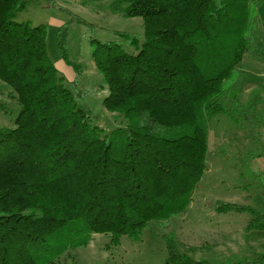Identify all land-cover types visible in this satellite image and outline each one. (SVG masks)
<instances>
[{
	"label": "trees",
	"instance_id": "1",
	"mask_svg": "<svg viewBox=\"0 0 264 264\" xmlns=\"http://www.w3.org/2000/svg\"><path fill=\"white\" fill-rule=\"evenodd\" d=\"M258 1L110 0L111 13L141 17L143 33L117 34L133 52L120 41L90 48L102 104L119 121L108 134L52 64L46 26L14 20L39 0H0V92L8 88L16 106L11 125L0 124V264H58L93 233L117 245L185 211L206 169L208 119L239 110L234 84ZM260 92L252 101L264 100ZM216 210L249 212L248 228L264 222L247 204L218 201ZM166 247L164 264H212L181 253L174 238ZM230 264H264V253Z\"/></svg>",
	"mask_w": 264,
	"mask_h": 264
},
{
	"label": "rangeland",
	"instance_id": "2",
	"mask_svg": "<svg viewBox=\"0 0 264 264\" xmlns=\"http://www.w3.org/2000/svg\"><path fill=\"white\" fill-rule=\"evenodd\" d=\"M109 1L39 0V3H29L14 18L17 22L46 26L47 53L52 64L73 92L78 107L108 134L118 127L119 121L113 118L114 112L106 110L102 104L107 91L99 84L100 76L94 66L90 48L96 41H120L127 51L133 52V48L127 46L117 34L125 32L142 36L143 33L141 17L126 18L111 13L107 8ZM257 4H249L248 7L247 36L250 48L244 55L242 70L234 84V91L239 88L237 96L242 101L253 100L252 93L246 90L252 84L261 89L264 99V76L257 75L264 71V11L257 14L254 10ZM76 17L85 19L92 26L80 24ZM260 17L263 18V29L258 27L261 24ZM59 41L64 45L70 62L80 65L79 74L66 63L58 47ZM0 105L9 111H0V124L11 125L16 106L6 87L0 92ZM228 110L227 116H238L234 109ZM222 115L225 114L220 113L207 121L206 169L183 213L167 221L150 220L138 238L122 235L117 245L110 243L109 235L93 233L85 247L67 249L57 263L164 264L168 255L166 240L169 238H174L179 251L189 258H204L212 264L249 260L264 253V230H261L264 223L260 222L259 225L255 222L254 227L248 228L247 224L252 216L246 211L227 212L223 219L215 213L214 202L217 199L241 203L247 201L254 208L264 210V199H256L257 204L248 200L253 189L264 198V139H259L260 153L257 156H248L250 153L239 150L237 139L229 150L223 149L227 145L223 130L227 129L228 124L234 128V124L228 117L227 122H220L218 117ZM232 214H236L234 224L227 223ZM228 225L235 228L234 234L223 240L217 229Z\"/></svg>",
	"mask_w": 264,
	"mask_h": 264
},
{
	"label": "crops",
	"instance_id": "3",
	"mask_svg": "<svg viewBox=\"0 0 264 264\" xmlns=\"http://www.w3.org/2000/svg\"><path fill=\"white\" fill-rule=\"evenodd\" d=\"M257 4V7L253 8L254 10L257 12V14L261 13L262 11H264V0H259L258 2H255ZM260 23L259 24V28L263 29V24H262V17H260ZM259 20V18H258ZM261 26V27H260ZM264 37V35H263ZM264 42V40H263ZM259 43V42H257ZM261 43V42H260ZM258 76H264V71L259 72V74H257ZM250 85L247 87V92L249 93L251 90L256 89L258 86L256 85ZM237 104L238 107V116L237 119H235L233 116H228V118H230V121L232 122V125L234 128L231 127V125L228 124L227 129L223 130V134L226 135V143L227 145L223 146V149L225 148L226 150H229L231 148V146H234L236 139L237 144L240 145V147L238 148L239 150H243L245 152H248L250 154H248V156H257L260 153V142L259 139L262 137L264 139V112L262 113V109L264 108V101L263 102H257V101H241L239 98L237 100ZM227 117H223L220 118V122H227L228 121ZM235 120H232V119ZM242 142H244L242 144ZM243 155V154H242ZM253 181V180H251ZM261 198L262 200L264 199L261 195H259L254 189L251 192V194L249 195L248 200H250V202H256V204L258 203V201H255L256 199L258 200V198ZM218 201H227V202H232V203H241V202H236V201H230V200H215V205L217 206V202ZM241 204H249V205H253L251 203H248L247 201H244V203ZM239 212V211H236ZM215 213L216 215H218V217L222 218L225 217L224 215L227 214L226 213H219L216 210L215 207ZM236 214H232L229 216L230 221H228L227 223L230 224H234V218ZM264 223V222H262ZM261 224V223H260ZM259 224V225H260ZM257 225V227L259 226ZM247 228V226H246ZM245 228V229H246ZM219 231V234L221 236V239L224 240V238H227L229 236H233V232L235 230V228H233L232 225H228V227H223L220 226L217 229ZM261 230H264L261 229ZM251 231V230H250ZM255 231L256 227H255ZM224 233H226V235H224Z\"/></svg>",
	"mask_w": 264,
	"mask_h": 264
}]
</instances>
